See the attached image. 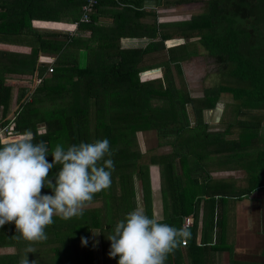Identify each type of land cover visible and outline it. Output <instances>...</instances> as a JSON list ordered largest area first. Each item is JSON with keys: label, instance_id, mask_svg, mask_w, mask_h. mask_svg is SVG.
<instances>
[{"label": "trees", "instance_id": "obj_1", "mask_svg": "<svg viewBox=\"0 0 264 264\" xmlns=\"http://www.w3.org/2000/svg\"><path fill=\"white\" fill-rule=\"evenodd\" d=\"M46 1L0 0V125L12 121L16 135L27 130L34 134V142L45 141L49 147V162L56 144L67 148L80 142L108 139L113 152L110 158L114 161L111 185L95 194L88 203L103 196L110 204L128 212L133 204L132 177L135 176L140 181L144 202L148 204L147 166L141 161L143 154L138 151L135 139V134L148 130H155L163 143L166 137L173 136L169 153L147 157L149 163L162 166L161 188L163 192L170 193L172 208L180 207L186 214L191 213L196 188L199 198L194 200V207L203 200L210 210L214 205L221 209L224 191L229 189V185L213 184L208 177L201 179L199 184L195 178L198 171H204L202 162L209 155L210 145L214 147L213 153L221 152L224 147L229 153L234 148L247 150L252 146L255 152L249 160L255 163L248 161L242 168L248 186L241 192L249 194L257 188L264 192V130L259 132L260 120L264 118V50L258 52L259 45L246 48L244 44L252 31L264 32V0H207L203 12L179 22H158L153 10L149 13L151 23L147 24L136 22L144 14L141 11L143 0H116L124 4L122 10L125 11L124 22L116 27V34L111 33L114 28H95L94 13L103 2L97 0L89 22L78 25L79 29H90L87 38L36 31L31 22L45 17V13L36 11L45 10L43 4ZM110 1L116 4L114 0ZM152 1L156 7L160 6V0ZM84 2L66 0V3L74 4V8H80ZM237 3L250 11H260L261 8L263 13L259 12V20L262 27L239 24L237 17L244 6ZM135 30H141L149 42L143 48H119V36L132 35ZM174 35L182 43L167 46L166 42ZM190 39L194 41L187 42ZM91 43L93 45H89ZM197 44L209 56L224 58L229 65L227 75L236 86L218 85L206 89L201 97L189 96L183 88L179 63L196 54ZM81 50L86 53L83 68L78 66L77 55ZM39 54L53 58L52 63H38ZM148 60L154 63H148ZM171 65L180 78L178 87L170 73ZM49 66L52 67L51 73H47ZM161 67L164 69L162 80H158L155 72ZM151 71L149 78L152 80L140 78ZM11 74H34L33 77L40 82L31 84L32 89L26 98L23 96L27 90H20L15 101L16 104L21 103L12 120L7 121L13 87L5 83L11 82L12 78L8 76ZM220 94H228L236 102L234 110L237 115L249 117L236 122L239 137L243 138V132L250 131L247 141L240 140L241 144L207 131L206 124L201 122V112L215 108ZM186 105L194 116L193 126L187 119ZM38 125L44 128L42 133L37 131ZM176 161L178 173L174 167ZM59 167L57 165L50 170V177ZM42 194H51V189H42ZM100 216L98 209L83 211V215L68 220L54 216V223L45 229L47 239L43 242L17 239L14 222L6 223L0 226V247L10 246L15 250L11 254L0 255V264H21L25 257L29 264L33 261L34 264H65L67 255L79 256L83 251L90 253L89 228L99 227ZM82 237L88 242L80 250ZM29 249L34 252H28ZM50 256L55 259L48 263Z\"/></svg>", "mask_w": 264, "mask_h": 264}, {"label": "clouds", "instance_id": "obj_2", "mask_svg": "<svg viewBox=\"0 0 264 264\" xmlns=\"http://www.w3.org/2000/svg\"><path fill=\"white\" fill-rule=\"evenodd\" d=\"M34 140V134L26 130L0 144V226L14 222L17 239L43 242L54 216L68 220L83 215L94 195L110 187L114 161L106 138L67 148L56 144L51 162L47 143ZM57 165L59 169L50 177ZM44 188L51 189V194H42ZM189 236L187 228L171 226L156 214L149 216L138 205L115 223L107 237L108 255L119 257L117 264H165ZM87 242L81 238L82 246ZM21 264H29L26 257Z\"/></svg>", "mask_w": 264, "mask_h": 264}, {"label": "crops", "instance_id": "obj_3", "mask_svg": "<svg viewBox=\"0 0 264 264\" xmlns=\"http://www.w3.org/2000/svg\"><path fill=\"white\" fill-rule=\"evenodd\" d=\"M114 1L116 4H112L110 0H103L102 5H100L99 9H97L94 13V25L96 29L98 28L107 30L109 28H114L111 29V33H117V28L120 27L124 22L125 11L122 10L124 4H121V1ZM147 2L153 1L143 0L141 11L144 14L143 16L139 17L136 22L138 21L139 23L143 24L151 23V17L149 13L153 11L154 8L149 5L147 6ZM44 5L45 10L36 12L45 13V17H39L38 19H35L31 22L32 27L39 33L49 34L52 32L49 30H43V27H51L53 29L62 25L66 26V29L64 30L66 31V33L79 38H81L80 34L83 33L85 35L86 33L90 32V29L84 27L80 29L76 27V30L74 32L72 31L73 24L78 20V17L80 15V8H74V4L66 3V0H63L61 2L47 0L46 3L43 4V7ZM36 25H38V27H36ZM135 31L136 32H133L132 35L119 36V44L121 43L124 46V44L128 45L130 43H136L139 40H144V45H146L149 42L145 37H143L141 30ZM171 40L173 39H170L168 41ZM119 48L121 47L119 46ZM81 52L83 51H79V53ZM39 57L48 58L50 59V61L53 59L51 57L42 55L40 56V54L38 58ZM5 84L10 86L12 85L10 81L6 82ZM11 106L12 99L9 107V112L6 115V119L11 117ZM13 137L18 138V135ZM13 137L2 140L0 144L12 141ZM224 140L228 139L225 138ZM164 142L165 143L161 141L159 143H162L163 145H160L159 143L158 145L167 146L168 150L164 153L156 152L155 150H146L144 151V153L146 152L144 156L146 160L149 155H161L169 153L172 150L170 142ZM213 149V145H210V147H208L207 152H209V155H207L206 159H204L202 162V165H204V171H198L196 173L195 178L199 184L200 180L204 179L205 177H208L209 182L213 184L217 182L224 184L225 179L211 180V174H225L232 172L229 167L227 168V166H225V164L221 162V160H225L227 159V157H230L229 153L227 155L225 154V152H228L226 150V147H224L219 153H213ZM216 157L218 159L217 163H220L219 166L222 167V170L209 171L207 164L209 161H212L213 159L215 160ZM145 164L147 166L149 181L148 204L146 203L147 201L144 202L140 181L135 176H133V204L128 212L139 205L145 208L149 216H152L153 214L159 215L163 217V222L176 228H187L190 232V236L184 240L186 241V245H180L173 253L169 254L165 264H264V227L260 226L258 229V224H261L260 222H258L260 220V217L258 216L256 219H254L250 208L254 204H259L260 202L262 203V201L264 200V193L260 188H257L256 190H254V192L252 191L253 193L250 192L249 194H243L244 192L241 191L239 193L231 192L232 194H234V196H223L225 200L223 203L221 202V209L219 208V205L217 207L216 205H214L212 210H210V207L207 206V204L203 200L199 201L194 207V200L199 198V191L195 188L196 197L195 199L193 198L192 212L186 214V211L183 208L182 210L180 207L172 208L169 200L170 193L168 194L167 192H163L160 182V171L162 169V166L159 170H157V164H151L148 161H146ZM174 167L175 171L178 173L179 169L177 161ZM212 168L214 169L213 166ZM235 172H237V175L239 176H237V178L235 177V179H232L233 186L239 183V189L242 190L245 188L244 181L246 182V173L242 169H238V167L236 168ZM256 191L260 192L257 195H254ZM215 198L217 199L218 197L216 196ZM98 200H104L105 202L106 198L100 196ZM92 203L86 204L83 211L98 209L101 215L97 223L99 227L89 228L90 232L88 237L90 238L89 247H91V252L86 253L85 251H83L84 253L80 252V255H76V257L79 258V264H117V260L119 259V257L110 258L108 255L110 249V241L107 239V237L110 235L115 223L124 218V216L128 212L122 211L119 207H116L109 202H106L107 207L105 208L89 207ZM257 209V213H260L261 210L258 206ZM225 216H227L228 218L229 216H231L233 220L231 223L229 222L228 224H226L228 227L226 226L225 228H223L231 232V236H223V234L221 233V222L223 221V218H225ZM185 219H189V225L186 227L183 223ZM255 220L257 222H255ZM64 226L67 225L65 224ZM106 226H109V229H105ZM93 233L99 234L93 235ZM54 246L57 247L56 244H54ZM11 248L12 247L10 246L2 247L1 245L0 255L11 254L10 252H8ZM82 248H84V246L81 245L80 250H82ZM52 256L48 258V263L55 259ZM71 259L72 256L67 255V257L64 259L65 264L66 262H71V264L78 263V261L72 262Z\"/></svg>", "mask_w": 264, "mask_h": 264}, {"label": "rangeland", "instance_id": "obj_4", "mask_svg": "<svg viewBox=\"0 0 264 264\" xmlns=\"http://www.w3.org/2000/svg\"><path fill=\"white\" fill-rule=\"evenodd\" d=\"M160 6L156 7L154 5V2H147V6H152L156 12L157 16V21L158 22H179V21H186L190 19L192 16H196L200 14L201 12L204 11L205 9V2L207 0H160ZM235 2L238 0H234ZM175 2H179L178 4H175ZM245 3V1H242ZM241 4V3H237ZM244 6L239 10L240 15L237 17V21L239 24L243 25L244 27L246 26H252L255 24V26H259L260 28L262 27V23L259 20V12L263 13V10L260 8V11L253 10L250 11L248 10L245 5L241 4V7ZM237 7V6H236ZM261 18V17H260ZM32 24V23H31ZM47 26V25H46ZM38 27V25H36ZM44 28V29H43ZM41 29L43 30H49L52 31L51 33H56V34H69L64 31L66 29V26H58L57 28H51V27H43ZM51 28V29H50ZM193 33H196V31H193ZM262 34L264 32H258V31H252L251 36L249 39L244 43L246 48L250 46V48L254 47L255 45H259V49L257 50L258 52L264 50V39L262 38ZM81 38H87L89 36V32L86 33L85 35L82 33L80 34ZM176 36L174 35L172 37L173 40L167 41L166 45L170 46L173 44L177 43H182V40L179 38H175ZM191 41L187 40V42ZM194 41V39L192 40ZM191 41V42H192ZM148 42V41H147ZM144 40H139L136 43H130V44H124V46L120 43L119 46L123 49H137V48H143L145 45ZM93 45V43L89 44ZM244 47V46H243ZM245 49V47H244ZM195 55L191 56L188 59H185V61H182L179 63L180 66V71H181V77L183 83V88L184 90H187L188 94L192 98H198L201 97L204 92H206V89H210L213 87H216L218 85H225L229 87H234L236 84L232 81V79L227 75V71L229 70V65L226 64V61L224 58L220 56H209L201 46L198 44L195 46ZM12 52V50H11ZM13 52H16V50H13ZM24 53L23 51H17V53ZM243 52V51H242ZM42 54H40L41 56ZM43 56V55H42ZM78 66L80 68H83L85 66V61H86V53L85 51L78 53ZM38 63L39 62H44L46 64L52 63V60L45 58V57H39L37 58ZM148 63H154L151 60H148ZM53 66V65H52ZM171 74L172 78L175 82V85L178 87L179 86V76L176 75V71L174 70L173 66L171 65ZM163 67L158 68V70L155 72L157 76L155 78H158V80H162V74H163ZM151 72L145 73V75L141 76L140 78L143 80H152L150 77ZM12 80L11 83L13 85V91H12V111L10 112L11 119L14 116V113L16 111V108H18V105L21 103L16 104V98L18 97L20 90L26 89L27 91L24 92L25 95L23 97L26 98L27 95H29V91L32 89L31 81L34 77V74L32 76L29 75H9ZM160 76V77H159ZM156 83V82H155ZM23 93V94H24ZM22 97V98H23ZM236 102L233 101L228 94H220L217 100V103L215 104V108L213 109H208V110H203L200 114L201 122L203 124H206V130L209 132H215L217 135L222 138V139H228V140H234L236 143H238L240 140H245L247 141V138H249V133L250 131L243 132V138L238 136L239 132V126L236 125V122L242 121L249 119V117L246 116H241L237 115L234 110V104ZM186 113H187V119L190 122V125H192V119L193 115L190 112V107L189 105H186ZM10 118L7 119L11 120ZM92 121V120H91ZM193 126V125H192ZM44 130L43 127H40L38 125L37 131L39 133H42ZM264 130V118L260 120V128L259 132L261 131L263 133ZM223 132H228L226 135H223ZM258 132V133H259ZM17 138H12V141ZM135 139L137 142V149L138 151L143 154V159L141 160L142 162H146V158L144 157L146 150H155L156 152L164 153L165 151L168 150L167 146H159L158 143L161 142V138L157 135V132L155 130H148L144 132H139L137 135L135 134ZM166 142H170L173 140V136L166 137L164 139ZM242 142L240 141L239 144ZM248 144V143H247ZM252 144V143H251ZM261 144V143H260ZM254 150L252 149V146L248 147L247 150L243 149H238L234 148L232 149V152H229V154H232V157H228L225 160H221L222 163L229 167V169L232 171L231 173H225V174H211V180H223L225 179L224 183L229 185V189L225 190V195L226 196H234L231 192H237L239 193L241 190L239 189V183L235 184L233 186V180L235 177L237 178V172L236 168L239 167L238 169L245 168V165H247V162L250 161V163L254 164V160H249L250 157H253L252 155L254 154ZM246 153H248L247 156ZM227 155L228 152H225ZM237 157V158H236ZM193 159L196 160V156H193ZM240 159H243L242 161H238ZM214 160V159H213ZM212 160V161H213ZM209 161L207 164L208 170H216V171H221L222 167H220V163H217L218 159L217 157L215 158V162ZM240 164L243 166L240 167ZM214 167V169L212 168ZM160 165H157L156 168L157 170L160 169ZM243 170V169H242ZM244 171V170H243ZM245 172V171H244ZM245 188L248 186L247 182L244 181ZM254 192V191H253ZM252 192V193H253ZM260 191H256L254 195H257ZM264 193V192H263ZM236 195V194H235ZM108 203V198H106L105 202L104 200H95L93 201L92 204H90L89 207H107ZM106 204V205H105ZM261 210L260 213H257L258 209ZM251 208V213L253 214L254 219H256L258 216L260 217V222L261 224H258V229L259 227H264V200L262 203L260 202L259 204H254ZM253 208V209H252ZM233 220L231 216L229 218L225 216L223 218L222 223V228H221V233L223 236H231V232L223 229L225 228L229 222L231 223ZM255 222H257L255 220ZM228 227V226H227ZM230 239V238H229ZM14 248H11L10 253L14 252ZM7 252V253H8ZM264 256V255H263ZM79 258H77L75 255L72 256L71 261L76 262L78 261Z\"/></svg>", "mask_w": 264, "mask_h": 264}, {"label": "built area", "instance_id": "obj_5", "mask_svg": "<svg viewBox=\"0 0 264 264\" xmlns=\"http://www.w3.org/2000/svg\"><path fill=\"white\" fill-rule=\"evenodd\" d=\"M97 4V0H85V2L80 7V15L78 20L73 24V32L76 30L79 24H86L89 22L90 15L94 12L95 5ZM72 33V32H70ZM52 67L49 66L47 68V73H51ZM40 82V79L33 78L31 81L32 85H37ZM12 120V119H11ZM12 121L8 122L6 125H0V142L5 140L6 138L16 136V133L12 130ZM184 226L189 225V219H185L183 221ZM186 241H183L181 246H185Z\"/></svg>", "mask_w": 264, "mask_h": 264}]
</instances>
